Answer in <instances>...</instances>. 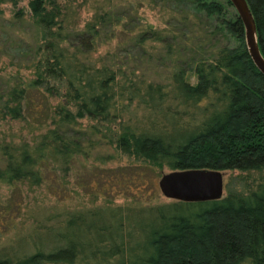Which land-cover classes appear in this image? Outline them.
I'll return each instance as SVG.
<instances>
[{
    "label": "trees",
    "instance_id": "16d2710c",
    "mask_svg": "<svg viewBox=\"0 0 264 264\" xmlns=\"http://www.w3.org/2000/svg\"><path fill=\"white\" fill-rule=\"evenodd\" d=\"M140 1L167 16L164 28L146 25L111 36L123 38L126 52L166 69L165 82L151 81L135 67H95L80 57L96 46L98 27L110 15L75 33L63 26L56 0H29L34 78L0 93V115L23 118L32 91L65 103L52 112L54 127L35 144L0 146V184L11 190L40 186L48 172L70 171L87 152L63 128L83 119L106 126L117 151L138 164L131 177L120 175L134 202L155 195L154 169L264 171V76L248 54L231 3ZM246 2L264 58V0ZM6 3L17 6L19 0H0ZM15 17L23 16L17 11ZM72 41L78 47L70 48ZM116 123L120 135L111 127ZM249 184L230 178L217 201L65 213L55 224L37 226L17 249H2L0 264H264V176Z\"/></svg>",
    "mask_w": 264,
    "mask_h": 264
},
{
    "label": "rangeland",
    "instance_id": "374dc122",
    "mask_svg": "<svg viewBox=\"0 0 264 264\" xmlns=\"http://www.w3.org/2000/svg\"><path fill=\"white\" fill-rule=\"evenodd\" d=\"M56 1L62 9L63 26L75 33L83 31L87 24L94 23L96 17H111L98 27L100 36L93 50L80 56L86 63L95 67L121 63L127 67H135L139 72L142 70L143 75L151 81H166V69L155 61L140 60L137 51L126 52L127 45L120 42L123 38L111 36L117 32L126 34L131 28H145L146 25L164 28L167 16L160 9H151L140 0ZM28 2L29 0H19L17 6L12 3L0 5V93L7 91L15 81L34 78L32 53L36 45V31L30 20ZM17 11L21 12L22 19L15 17ZM72 44L73 47L70 48L78 47L77 42L69 43L70 46ZM155 53L160 54L161 51L158 49ZM111 57L114 61H111ZM55 96L32 91L29 101L24 104L23 118L10 120L9 117L3 118L0 115V146L35 144L53 128L52 112L63 108L65 103L63 97ZM121 121L127 122V116L123 115ZM111 127L115 134H121L120 124L116 123ZM106 128L88 119L63 128L64 135L68 139L78 140L87 152L74 161L70 171L48 172L46 181L40 186L24 183L11 190L0 184V251L11 246L17 249V243L25 237L30 238L37 226L46 228L55 224L65 213L106 206L148 207L173 202L164 198L158 189L161 176L169 173L166 168L154 169L151 175L155 193L153 198L150 201L149 197L137 198L134 202V196L123 188L125 181L122 182L120 175L124 180L131 177L130 171L138 164L117 151ZM2 163L0 155V166ZM223 173L224 186L232 177L243 178L247 183L255 185L264 176V171Z\"/></svg>",
    "mask_w": 264,
    "mask_h": 264
},
{
    "label": "water",
    "instance_id": "95a60500",
    "mask_svg": "<svg viewBox=\"0 0 264 264\" xmlns=\"http://www.w3.org/2000/svg\"><path fill=\"white\" fill-rule=\"evenodd\" d=\"M244 27L248 54L264 76V58L257 44L256 26L246 0H228ZM224 173L214 170L169 171L158 181L162 196L171 201L200 203L217 201L224 197Z\"/></svg>",
    "mask_w": 264,
    "mask_h": 264
}]
</instances>
